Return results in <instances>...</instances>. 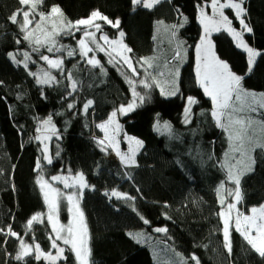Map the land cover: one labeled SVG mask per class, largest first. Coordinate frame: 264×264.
Instances as JSON below:
<instances>
[{
	"label": "trees",
	"instance_id": "16d2710c",
	"mask_svg": "<svg viewBox=\"0 0 264 264\" xmlns=\"http://www.w3.org/2000/svg\"><path fill=\"white\" fill-rule=\"evenodd\" d=\"M210 1L161 0L153 8H144L132 0H42L37 15L58 6L71 20L89 17L94 11L118 20V28L102 20L105 33L114 38L124 33L139 75L118 57L108 63L101 55L102 71L78 53L69 57L58 52L50 55L63 56L64 68L53 83L38 84L24 65L9 57L29 48L20 27L22 15L17 24L9 20L14 11L28 6L19 0H0V264H50L34 258L36 244L45 254L57 251L51 247L55 238L49 223L34 221L29 227L27 222L46 212L41 180L56 184L51 178L68 170L82 173L88 184L79 201L89 234V264H158L151 245L167 247L168 243L174 255L177 251L184 256L175 264H264V257L234 226L229 231L231 251L226 247L224 206L218 192L237 185L220 165L226 150L224 132L211 115L212 100L196 75L195 46L202 34L198 8ZM245 8L246 25L252 29L245 39L260 53L252 70L248 71L247 53L227 31L213 34V42L218 56L243 77L245 88L264 92V0H247ZM228 16L241 29L230 9ZM183 18L186 24L179 31L188 45V57L178 93L168 97L158 83L148 82L150 88L140 83L141 64L157 62L156 23L164 20L178 27ZM131 81L144 99L138 96L137 107L121 121L124 131L141 139L144 146L136 164L125 167L100 144L98 124L133 100ZM189 97L196 103L190 121L185 122ZM89 100L92 104L85 110ZM157 122H161L159 132ZM46 133L49 136L44 138ZM238 188L243 214L264 203L262 149L256 151L254 168L239 180ZM113 191L119 195L113 196ZM60 203L66 219V202ZM21 242L31 245L33 252L17 260ZM61 247L64 258L54 264H78L71 248Z\"/></svg>",
	"mask_w": 264,
	"mask_h": 264
},
{
	"label": "rangeland",
	"instance_id": "374dc122",
	"mask_svg": "<svg viewBox=\"0 0 264 264\" xmlns=\"http://www.w3.org/2000/svg\"><path fill=\"white\" fill-rule=\"evenodd\" d=\"M229 1H231V0H220L221 3H228ZM156 4H154V6ZM209 4L211 5V1ZM209 4L205 3L201 6H199V8H198V11H199L198 18H199V22H200L201 28H202L201 37L204 35V24L201 23V20L202 19L206 20L208 17H213V15H210L208 10H207L208 9L207 5H209ZM26 6H28V9H25V10H29V8L32 5L30 4V5H26ZM55 7H58V6H55ZM37 10H38V6L35 8L34 13L32 15H30V17H29L33 21L32 24L28 25V28H27V32L31 33L30 40H26L29 44V48L21 49V51H18V53H13L16 57V61H20L19 64L24 65L25 63H27V65H28L27 69L31 73H35L36 74L35 77L37 79L45 78V76H44L45 73H48L49 77H54L56 79L57 73L62 68H64L65 60H64L63 56L50 55V54L51 53H58V52H62L64 54H67V52L69 50H73L79 54V43L78 42L80 39L85 38L84 37L85 31L92 32L94 34V40H95V43H91V42L88 43V46L93 48V51L89 52L87 57H83V60H85V62H87L88 59H91L94 57L95 59L99 60L100 65L104 66V62L101 59V55H104L106 57V61L108 63H109L110 58L114 62L117 61V59H116L117 57L120 58L121 62H123L122 57H124V56L131 58L130 52L127 50V49H129V47L124 40V36L120 37V35H118L116 38H114V37H110L109 35H107L105 33L106 29H105L104 24L102 23L101 19L95 18L93 21L94 25L95 24L100 25L99 30H97L94 26H83V25L79 26V30H77L76 28H71L69 30L67 27V22H71L72 24H75V22L80 20V19L71 20V19L67 18V16L62 12L61 9H60L59 13H55V14H51V15H50V13L43 14V18H41L40 14L37 15V12H38ZM228 10L223 9L224 14L227 16H228ZM100 14L103 15L102 13H100ZM103 16H105V15H103ZM90 17H91V15L89 17L81 18V19H88ZM216 18L218 19V14H217ZM228 18L231 21V27L232 28L236 29L237 31L242 30V26H241V29H237L236 27H234V24H233L231 18L229 16H228ZM22 19H23V17H22ZM244 20H245V17H244ZM185 24H186L185 18H183L182 21L179 24H177L178 27L173 24L175 26V32H173L172 24H169L167 21H164V20L158 21L156 23V34H155V48H156V52H157V56H156L157 62H153V63L148 62V64L152 65L151 68H149L148 64H145V63H144V67H141L142 71L144 73L141 80H146L149 83H158L159 87H161L163 90V94L165 96H168V97L174 96L178 93V80L180 77L181 69H182L183 65L186 63L187 57H188V45L186 44V40L181 36L180 31H179V29ZM245 24H247L246 20H245ZM37 25H39V27H37ZM220 27H221V30L225 29V27L223 25H221ZM213 33L215 34V31H213L209 37L211 44H212V52L219 59L223 60L222 58H220L218 56V54L216 52L215 45L213 42ZM246 33H247V31H244L242 34L243 40L245 43H247V41L245 39ZM103 36H106L108 39L107 40L101 39V37H103ZM201 37H200V39H201ZM37 39H39L44 46L36 45L35 41ZM199 42H200V40H199ZM235 42H236V40H235ZM236 44H237V42H236ZM97 45H99V47H103L105 49V51H100L99 47H97ZM248 46L253 48L254 50H256L259 53V51L256 48L252 47L249 44H248ZM48 47H52L54 50L52 52H49L47 50ZM36 48H38V50L34 51V49H36ZM240 49H242V48H240ZM25 53L28 54L27 59H25ZM177 53L179 55H177ZM41 55L48 56L49 59H51V60H57V59L62 60L63 63H62L61 68L56 69V68L50 67V65L47 63V61L40 59ZM257 56L255 57V59L257 58ZM223 61H225V60H223ZM15 63H17V62H15ZM131 63H133L132 58H131ZM196 63H197V60H196ZM100 65H98L96 67H100ZM229 68H230V66H229ZM231 71H232V69H231ZM232 72H234V71H232ZM234 73H236V72H234ZM236 74L239 75L238 73H236ZM131 82L135 88L136 85L134 84L133 81H131ZM51 83H53V82H51ZM241 87L245 92L255 93L257 103L264 102V96H262V94H264V92L247 89L242 84H241ZM135 92L138 93L136 90H135ZM172 93H174V94H172ZM133 102L135 103L136 106L131 111H124L122 113L120 111V109L122 107L121 106L117 110L113 111V112H116L115 117H111V115H110L107 120L98 124V130L100 131V134H101L99 136L100 144L103 147L109 149L112 153L111 154L112 157L116 158L125 167L132 166V165L136 164L137 155L141 151L142 147L144 146V142L141 139H139L133 135H129L124 131L123 123L121 121L123 116L131 113L137 107L138 96L134 97V95H133V100L130 103H133ZM230 103H231L232 107L234 109H236V112L233 113V120L244 119L246 122L249 120L252 121L251 125H249L248 129H247L246 144H245L243 155L234 151V148L237 146L238 142L235 139L230 140V138H229L230 135L235 137V135L237 134V130L240 128V126L235 125V124L229 125L227 123L226 119L222 118V122H225L226 128L228 130H225V128L219 127L224 132L225 145H226V150H225V153L223 155V158H222L220 165H221L222 169L227 173L228 177H229V173H231V175L233 177L238 178L240 180L245 174H247L253 170L254 165H255L256 151L258 149H262L259 147L260 144H264V109L258 108L256 112H251L248 110L241 112L240 111V107H241L240 102L235 101V99L233 98ZM127 105H124L123 107L125 109H127ZM192 105H189L187 102L186 107L184 109V118H185L184 121H186V111H185L186 108L190 109L189 113L187 114V119H188V121H190ZM160 124H161V122L156 123L155 129L158 132H159ZM48 136H49V134L46 133L44 135V138H46ZM137 140L141 141L142 143L140 145H137L136 144ZM249 140H250V143L247 142ZM101 142H103V143H101ZM262 150L264 151V149H262ZM130 160H134L135 163H130L129 162ZM249 168L251 169L250 171L248 170ZM68 172L69 173L64 172L63 174H61L60 180H54L56 182V184H53L52 182L47 181L46 179H42L41 184L42 183L44 184V187L42 190L45 193V192H50V187H55V188L60 189L61 196L59 199H60V201H64V203L66 202L67 218L63 219L61 216L62 210H61V203H60L58 214H54V217H53L54 221L56 222V226H57V228H60L61 226L69 225V223L71 222L74 229L78 228L80 230V232L83 235V239L85 240L86 245L89 248V234H88L85 218L83 215L82 224H81L79 213L77 212V209H79V212H82V209L80 207L79 197L81 196V191H83L88 186L87 180H86L85 176L83 175L84 180L82 181V183L86 184V187H84L83 189H80L78 186V182H77L76 177L78 176V174H81V173L72 174L71 170H68ZM232 182L235 183V180L232 179ZM65 183H68L70 185H76V186H74L72 188L65 189L64 188ZM237 187L238 186H235L234 188H228V189H226V192H222V191L220 193L218 192L220 203H221V200L224 201V203L222 204L224 207H223L221 213L223 212V213L227 214L228 213L227 205L230 203L235 204V208L231 210V214H230L229 231H230L231 226L235 227V219L237 218V212L242 214L240 216V221H241L240 227H241V231H243L245 228V224H246V221L243 219V217L244 216H252L253 215V213L251 212L252 208L259 209L261 205H264V203H263L259 206L252 207L248 213L243 214V212H241L240 206L238 204V202L240 201V197H239V200H237V198L235 196V193L237 191ZM67 195L73 196V200H72L71 204H69V202L66 199ZM69 207H72V209H73L72 213L68 212ZM48 214H49V210H48V206H47L46 212L40 215V221L47 220V222L49 223V226L52 229V225L47 219ZM221 217H222L223 222H224V216L221 215ZM53 234H54V238H56L55 232H53ZM148 234L150 235L151 233H148ZM229 239H230V233H229V237H228V241H227L228 243H229ZM56 242L58 243L59 247H61V244L65 245L63 243L62 239L57 240ZM67 246L71 248V245H67ZM77 246H79V242H78ZM166 246L167 247H164L163 245H160V246L151 245V250H152L153 257H154V260L156 263H158V264L159 263L160 264H175L174 263L175 260H180V259L184 258L183 254H181L177 251H176L175 255L172 253V250L174 248L172 244L168 243V244H166ZM25 250L29 251L30 253L33 252V248L25 249ZM56 252H55V254H56ZM73 253L76 257V254L74 251H73ZM43 254H45V253H43L41 251L42 258H43ZM55 254H53V255H55ZM63 258H64V252L61 254V259H63ZM61 259H58L54 263L59 262ZM45 260L47 262H49L47 259H45ZM76 260H77V258H76ZM77 263L79 264L78 260H77Z\"/></svg>",
	"mask_w": 264,
	"mask_h": 264
},
{
	"label": "snow or ice",
	"instance_id": "6c2138e0",
	"mask_svg": "<svg viewBox=\"0 0 264 264\" xmlns=\"http://www.w3.org/2000/svg\"><path fill=\"white\" fill-rule=\"evenodd\" d=\"M42 2V0H19V3L21 5H32L29 10H17L12 13V15L9 17V20L13 24H17L18 22V16L23 17V22L20 23V27L22 32H25L23 35L24 40H30L31 33L27 32L28 25L32 24V20L29 18L30 15H32L35 11V8ZM160 0H132L133 5H143L144 8H152L154 4L159 3ZM244 0H231V2L228 3H220L219 0H211V8L213 10V17H208L206 20L202 19L201 23L204 24V35L201 37L200 42L195 46L196 53H197V67H196V75H197V81L200 85V87L203 88V91L206 96L211 98L213 103V111L211 115L216 121V124L220 128H225V130H228L226 128L225 122H222V118H225L227 123L229 125L235 124L239 125L240 128L237 130V134L235 137L230 135V140L235 139L238 143L237 146L234 148V151L237 153H240L241 155L244 154V148L246 144V137H247V129L248 126L251 125L252 121H245L244 119H235L233 120V113L236 112V109H234L231 105V101L234 98L235 101L240 102L241 107L240 111L244 112L245 110L256 112L258 108L264 109V102L257 103L256 101V94L255 93H248L245 92L241 87V81L243 79L242 76L237 75L236 73L232 72L229 68V65L219 59L213 52H212V44L209 39L211 33L213 31H220L221 25L225 27L227 31H229L234 39L237 42V46L242 48L248 55V71L252 70V65L255 63V57L257 55H260L256 50L249 47L247 43L243 40V32H251L252 29L247 27L244 20V13L245 9L243 7ZM223 9H234L235 10V17L239 20V23L242 26L241 31H237L236 29L231 27V21L229 18L224 15ZM60 9L58 7H53L50 11L51 14L59 13ZM218 14V19L216 18ZM41 18H43V13L40 14ZM95 18H99L101 20L106 21L108 24L112 25L113 27H119V21H111L106 16L101 15L98 11H94L91 14V17L88 19H80L75 22V24H72L71 22H67V27L70 30L71 28H76L79 30V26H94L97 30H99L100 25L99 24H93V21ZM39 27V25H37ZM173 32H175V26H173ZM58 35V34H57ZM120 37L124 36V33L120 32ZM84 37L79 40V55L83 57H87L89 52L93 51V48L88 46V43H95L94 40V34L90 31L84 32ZM103 40H107L108 38L106 36L101 37ZM19 42V41H17ZM115 43V42H114ZM36 45L44 46L42 42L37 39L35 41ZM99 47V45H97ZM126 47V46H125ZM38 48L34 49V51H37ZM49 52H52L54 49L52 47H48L47 49ZM100 51H105L103 47H99ZM129 52L131 49H127ZM67 55L69 57L76 55V52L73 50H69L67 52ZM110 55V54H109ZM177 55H179L177 53ZM28 54L25 53V59H27ZM9 57L14 61L19 63L20 61H16V57L13 53H9ZM41 60L47 61V63L52 68L60 69L62 66V60H51L48 56L41 55ZM123 63L127 64L128 68L132 70V72L136 75H139L136 68L131 63V58L124 56L122 57ZM114 61L110 58L109 63H113ZM87 63L92 65L93 67H96L100 65L99 60L95 59L94 57L87 60ZM145 64H148V62L145 60ZM25 68L28 67L27 63L24 64ZM101 70L103 71V66L100 65ZM141 67H144V64H141ZM148 67L151 68L152 65L148 64ZM31 75L35 76V73H30ZM45 78H39L37 79L38 84H50L55 80L54 77H49L48 73L44 74ZM68 78L71 80V73H68ZM141 84L145 88L152 87L151 84H149L146 80H141ZM71 88L73 91L76 89V82L73 81L71 84ZM163 91V90H162ZM174 94V93H172ZM69 95H71V92H69ZM133 95L134 97L139 96L138 93L135 92V88H133ZM264 96V94H262ZM140 101H143L144 97L139 96ZM196 103L194 98L189 97L188 98V104L192 105ZM92 104V101L89 100L87 104L85 105V110H87L88 106ZM135 103H129L127 105V109H125L123 106L121 107L120 111L123 113L124 111H131L135 107ZM69 108H72L73 105L69 104ZM186 121L189 122L187 119V114L189 113L190 109L186 108ZM116 112H113L111 114V117H115ZM110 117V118H111ZM49 121H46L45 123H49ZM165 127L167 128L168 125L165 124ZM250 143V140L247 141ZM103 143V142H101ZM142 142L137 140L136 144L140 145ZM260 148L264 149V144L259 145ZM58 154V153H57ZM45 159L48 161V163H52V160L49 159L47 156ZM130 163H135L134 160H130ZM251 170L250 168L248 169ZM52 180H60L61 177L59 176H53L51 178ZM78 186L80 189H83L86 187V184L82 183L84 180L83 174H78L76 177ZM229 179L235 180L236 185H239V179L235 178L229 173ZM39 183V181H38ZM76 185H70L68 183L64 184V188H72ZM44 184H41V188L43 189ZM113 196H118L115 191L112 193ZM60 196L61 192L60 189L55 187H50V192L44 193V199L47 203L49 214L47 216L48 221L52 225V231L55 232L56 238L52 239L51 247L53 249H58L56 254L53 255L51 252L47 254H43V258L47 259L50 264H54L55 261L58 259H61V254L64 252V249L59 247L57 244V240L62 239L63 243L65 245H71V251H74L76 254V258L79 261V264H89V257H90V249L87 247L85 240L83 239V235L80 232V230L74 229L72 226V223L70 222L67 226H61L60 228H57L56 222L54 221V214H58L59 206H60ZM235 196L237 200H239L240 193L239 189L237 187V191L235 193ZM67 201L69 204H71L73 200L72 195L66 196ZM221 203L223 204L224 201L221 200ZM228 213H221L222 216H224V236L226 241V247L229 251H231V245L228 243V237H229V227H230V214L231 210L235 208V204H228ZM73 209L72 207L68 208V212L72 213ZM77 212L79 213V217L82 224V217L83 213L79 212V209H77ZM251 212L253 213L252 216H244L243 219L246 221L245 228L243 231H241V221H240V214L237 212V218L235 219V227L237 232H241V235H243L244 239L247 241L249 245H251V248L254 249L261 257H264V205H261L259 209L252 208ZM40 222V215H34L28 220V226L31 227L33 222ZM156 231H165V229H156ZM9 232L11 235L16 236L17 234L14 232H11V229H9ZM51 239V237H50ZM79 242V246L78 245ZM21 249L18 252L15 259L22 260L25 256L29 255L30 252L25 249H30L31 245H24L23 242H21ZM35 259L40 260L42 258L41 255V249L39 244L35 245ZM195 260V257H193Z\"/></svg>",
	"mask_w": 264,
	"mask_h": 264
},
{
	"label": "crops",
	"instance_id": "0c3cea01",
	"mask_svg": "<svg viewBox=\"0 0 264 264\" xmlns=\"http://www.w3.org/2000/svg\"><path fill=\"white\" fill-rule=\"evenodd\" d=\"M246 1L247 0H244V4H243V7H244V9H245V14H244V17H246V8H245V3H246ZM219 2H220V0H219ZM229 2H231V1H229ZM221 3V2H220ZM210 5V4H209ZM209 5H207L208 6V12H209V14L210 15H213V10H212V8H211V6H209ZM224 10H226V9H224ZM228 10V9H227ZM230 10H232L233 11V13L235 14V10L234 9H230ZM225 15V14H224ZM227 16V15H226ZM228 17V16H227ZM224 28V27H223ZM224 30H226V29H224ZM227 31V30H226ZM216 32H218V31H215V33ZM227 32H229V31H227ZM214 34V33H213ZM229 34L232 36V34L229 32ZM233 37V36H232ZM234 38V37H233ZM198 62V61H197ZM196 66H197V63H196Z\"/></svg>",
	"mask_w": 264,
	"mask_h": 264
}]
</instances>
